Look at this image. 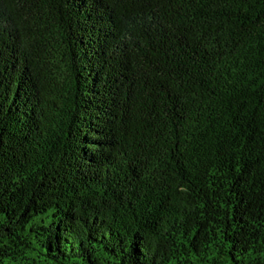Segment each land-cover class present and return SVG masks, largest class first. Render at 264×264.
<instances>
[{
  "label": "trees",
  "instance_id": "1",
  "mask_svg": "<svg viewBox=\"0 0 264 264\" xmlns=\"http://www.w3.org/2000/svg\"><path fill=\"white\" fill-rule=\"evenodd\" d=\"M0 264H264V0H0Z\"/></svg>",
  "mask_w": 264,
  "mask_h": 264
}]
</instances>
